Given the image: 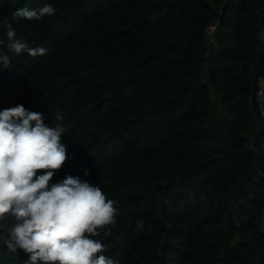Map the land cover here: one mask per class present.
<instances>
[{"label":"trees","instance_id":"trees-1","mask_svg":"<svg viewBox=\"0 0 264 264\" xmlns=\"http://www.w3.org/2000/svg\"><path fill=\"white\" fill-rule=\"evenodd\" d=\"M46 3L54 15L13 18ZM9 23L49 51L9 52ZM261 29L264 0H0V54L11 61L0 110L22 104L53 127L64 116L68 159L51 182L78 176L115 201V223L94 237L104 255L264 264ZM27 259L0 237V264Z\"/></svg>","mask_w":264,"mask_h":264},{"label":"clouds","instance_id":"clouds-1","mask_svg":"<svg viewBox=\"0 0 264 264\" xmlns=\"http://www.w3.org/2000/svg\"><path fill=\"white\" fill-rule=\"evenodd\" d=\"M55 12L46 3L38 9L18 8L12 15L32 21ZM6 28L9 52L37 57L49 51L30 47L12 24ZM10 63L8 54H0L2 71ZM55 120L54 127L48 125L42 113L22 104L0 110V237L10 252L22 250L28 256L25 264H119L104 255V244L94 239L115 223V201L78 176L51 182L68 159L61 142L64 116L57 112ZM10 218L14 223L4 232Z\"/></svg>","mask_w":264,"mask_h":264},{"label":"built area","instance_id":"built-area-1","mask_svg":"<svg viewBox=\"0 0 264 264\" xmlns=\"http://www.w3.org/2000/svg\"><path fill=\"white\" fill-rule=\"evenodd\" d=\"M216 28V23H212L205 29V38L208 41L211 42L213 38V32ZM257 98L260 99V116L264 119V85H260L259 89L257 91Z\"/></svg>","mask_w":264,"mask_h":264},{"label":"water","instance_id":"water-1","mask_svg":"<svg viewBox=\"0 0 264 264\" xmlns=\"http://www.w3.org/2000/svg\"><path fill=\"white\" fill-rule=\"evenodd\" d=\"M259 39H260V42L264 43V30L263 29H261L259 32Z\"/></svg>","mask_w":264,"mask_h":264},{"label":"rangeland","instance_id":"rangeland-1","mask_svg":"<svg viewBox=\"0 0 264 264\" xmlns=\"http://www.w3.org/2000/svg\"><path fill=\"white\" fill-rule=\"evenodd\" d=\"M208 44H209V41H208ZM211 53V51L209 52V54ZM214 102H215V106L217 105V102H216V99L214 98ZM264 223V221H263Z\"/></svg>","mask_w":264,"mask_h":264}]
</instances>
